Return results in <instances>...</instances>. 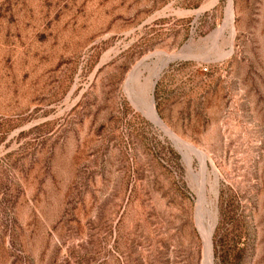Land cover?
<instances>
[{
    "label": "rangeland",
    "instance_id": "rangeland-1",
    "mask_svg": "<svg viewBox=\"0 0 264 264\" xmlns=\"http://www.w3.org/2000/svg\"><path fill=\"white\" fill-rule=\"evenodd\" d=\"M228 7L0 0V264H203L214 203L213 264H264V0ZM166 59L149 95L203 177L146 111Z\"/></svg>",
    "mask_w": 264,
    "mask_h": 264
},
{
    "label": "bare ground",
    "instance_id": "bare-ground-1",
    "mask_svg": "<svg viewBox=\"0 0 264 264\" xmlns=\"http://www.w3.org/2000/svg\"><path fill=\"white\" fill-rule=\"evenodd\" d=\"M232 0H229V7H228V15L229 18H233V11H232ZM228 20V18H227ZM229 22V20L227 21ZM232 22L228 23L229 25H231ZM218 32V31H217ZM218 34V33H217ZM215 36H216V33H215ZM233 36V34H232ZM218 37V36H217ZM166 58V56H165ZM171 58V57H170ZM173 58V56H172ZM169 59H166V60H163L161 61L159 64L160 66H157L153 72V75H152V78L150 80V83L148 85V99L145 101L146 102V111L147 113H149V115L159 124L163 125V123L161 121H159V117L157 116V113L155 111V107H154V102H153V99L152 97L149 95L152 91V88H153V85H154V80L155 78L157 77L158 73H159V70H161V68L165 67L167 65V61ZM158 64V65H159ZM141 71V70H140ZM139 78V77H138ZM147 82V81H146ZM125 87V86H124ZM147 93V92H146ZM159 124V125H160ZM163 127L165 128V131L175 140V142H177L181 147L182 149L185 151V153L182 152V154H184L185 156V160H186V163H187V166L188 168L190 169V166H191V156H193L191 154V156L189 155V151H192L194 152L197 157L199 158L200 160V166H201V174H202V177L203 175H205V172H206V158L208 156V154H206L204 151L205 150H201L200 148H198L197 146H194L193 144L191 143H188L187 141L181 139L180 137H178L176 134H174L172 131H170L165 125H163ZM163 128V129H164ZM210 159V158H209ZM212 162V161H211ZM218 172V171H217ZM216 173V172H215ZM219 174V173H218ZM207 176V175H206ZM215 177V175H214ZM219 177V176H218ZM199 178V177H198ZM199 180V179H198ZM201 180V179H200ZM199 180V181H200ZM206 181V180H205ZM214 181V182H213ZM213 185L211 184L210 187L213 186V194H214V197L217 198V194H218V190H217V176L215 179H213ZM204 184V183H203ZM203 184L201 185V200L202 202L204 201V197H203ZM211 189V188H210ZM212 190V189H211ZM200 200V201H201ZM205 202V201H204ZM215 202V201H214ZM213 203V202H212ZM201 204V203H200ZM204 204V203H202ZM210 205V204H209ZM208 205V206H209ZM207 206V208H208ZM200 207H202L200 205ZM211 211L210 212V216H211V222L208 223V226L207 227H201L202 229V233H203V238H204V244H205V247H204V250H205V259H204V263L203 264H213V245H212V232H213V228H214V225H215V220H216V216H217V208H216V205L214 203L213 207H211ZM202 210V208L200 209V211ZM209 210V208L207 209ZM205 210V212L207 211ZM198 212V211H197ZM204 211L202 213H205ZM202 213L200 212V216L202 217ZM207 213V212H206ZM205 217V216H204ZM209 219V221H210ZM198 220V219H197ZM208 220V219H207ZM200 229V227H199Z\"/></svg>",
    "mask_w": 264,
    "mask_h": 264
}]
</instances>
